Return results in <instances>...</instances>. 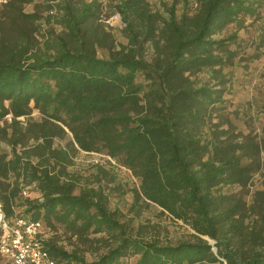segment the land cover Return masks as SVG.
Returning a JSON list of instances; mask_svg holds the SVG:
<instances>
[{
    "label": "trees",
    "instance_id": "1",
    "mask_svg": "<svg viewBox=\"0 0 264 264\" xmlns=\"http://www.w3.org/2000/svg\"><path fill=\"white\" fill-rule=\"evenodd\" d=\"M40 1L30 12L34 0L0 4V118L11 114L0 126L6 215L41 221L55 264H264V190L251 203L222 190L246 188L259 170L264 125L257 137L224 116L237 30L216 37L255 19L264 0H125L112 9L121 44L100 21L99 0ZM79 151L104 152L130 170L139 182L132 203L159 206L195 241L162 243L131 230L109 208L107 170L68 169ZM49 230L73 248L46 238Z\"/></svg>",
    "mask_w": 264,
    "mask_h": 264
},
{
    "label": "rangeland",
    "instance_id": "2",
    "mask_svg": "<svg viewBox=\"0 0 264 264\" xmlns=\"http://www.w3.org/2000/svg\"><path fill=\"white\" fill-rule=\"evenodd\" d=\"M157 1L151 0L154 7L157 5ZM39 3H41L40 0H34V3L25 6V11H32L35 5ZM180 12L181 4H178L177 13L179 14ZM111 16L112 32L116 37L117 43H125L126 40L121 33L123 23L120 15L117 12H113ZM235 30H237L238 46H234V48L238 52V57L232 67L224 68V72L227 73L231 81L226 85L223 114L232 121L236 132L251 133L258 137L261 136V130L264 125V42L261 40L262 32L264 36V3L260 6L259 14L255 19L245 18L242 27L239 29L236 24L229 25L216 37L228 36L229 33ZM259 46L261 55L256 59L248 60L249 56ZM98 55L103 57L104 52L99 51ZM196 78L202 82L205 80L206 75L200 74ZM30 117L39 119L41 113L37 108H34ZM68 138H70V135ZM63 144V140L55 141V145ZM0 146H3V144L0 143ZM96 164L107 170L114 177L111 183L107 182V178H102V184H107V188H110L106 189L109 192V208L121 213L122 222L131 230L135 232L137 228H142L145 235L148 237L155 236L162 243L175 244L180 241H195L193 236L195 232L188 224L171 217L168 213L162 211L159 206L153 203L148 205L141 202L132 203L133 197L130 190L138 187V180L130 170L104 152L79 151L74 157V165L68 169L87 176L88 174L96 173ZM222 190L224 192L239 193L245 202L251 203L253 194L264 190V152L260 156V168L254 173L246 188L241 189L236 186H230L223 187ZM38 195L39 193L34 188L29 190V197L35 198ZM134 208L140 209L138 215L132 213ZM54 236L67 250L73 248V240L67 239L60 230L55 232L49 230V232L45 233L46 238ZM201 238L207 240L214 248L213 240L206 236ZM81 248L85 250V259L93 260L95 258L94 254L86 251V247L81 246Z\"/></svg>",
    "mask_w": 264,
    "mask_h": 264
},
{
    "label": "built area",
    "instance_id": "3",
    "mask_svg": "<svg viewBox=\"0 0 264 264\" xmlns=\"http://www.w3.org/2000/svg\"><path fill=\"white\" fill-rule=\"evenodd\" d=\"M99 1L101 2L100 21L111 26V14L116 12L112 9L125 0ZM7 2L8 0H0V4ZM18 119L24 120L23 117ZM10 121L11 114L8 113L0 118V126ZM43 232L41 221L9 218L0 199V264H55L41 242L44 237Z\"/></svg>",
    "mask_w": 264,
    "mask_h": 264
},
{
    "label": "water",
    "instance_id": "4",
    "mask_svg": "<svg viewBox=\"0 0 264 264\" xmlns=\"http://www.w3.org/2000/svg\"><path fill=\"white\" fill-rule=\"evenodd\" d=\"M213 250L215 251V247L213 248Z\"/></svg>",
    "mask_w": 264,
    "mask_h": 264
}]
</instances>
